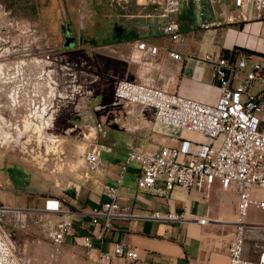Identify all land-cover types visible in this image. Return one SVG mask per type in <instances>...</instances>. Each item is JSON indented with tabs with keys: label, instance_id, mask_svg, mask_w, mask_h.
Wrapping results in <instances>:
<instances>
[{
	"label": "crops",
	"instance_id": "crops-1",
	"mask_svg": "<svg viewBox=\"0 0 264 264\" xmlns=\"http://www.w3.org/2000/svg\"><path fill=\"white\" fill-rule=\"evenodd\" d=\"M105 9L112 26L103 61L111 79L145 82L170 93L213 104L219 98V89L213 80V66L202 64L200 60L207 55L218 58L237 48L264 55V16L252 7L241 12L233 0H204L200 3L183 0L180 12L173 17L181 25L185 36L183 43L172 42L169 37L159 33L158 27L167 22L161 17L160 1L105 0ZM122 22L125 25H120ZM210 22L221 25L209 30L201 28L203 23ZM141 44L158 48L157 54L141 49ZM168 50L180 54L183 60L171 58ZM103 61L96 57L89 62L88 80L96 81L91 84L89 105L84 102L75 112L64 110L62 114L63 117L73 118L69 125H65L69 127V132L76 129L72 121L77 122L75 118H79L85 121V128L90 134L96 133V139L78 145L77 152H68L69 171L57 175L49 171H34L12 155L0 153V183L10 188V192L0 195V202L4 206L23 210L25 230L29 216L35 213L40 219V224L30 225L28 229L23 246L25 252H29V258L23 262L229 264L230 240L226 227L238 220L239 201L235 190H225L217 182L207 199L197 190L180 187L167 196L141 190L138 187L140 165L136 162L127 165L131 152L155 153L163 146H179L183 140L199 143L203 139L194 133L159 125L152 110L116 101L117 106L134 108L126 112L117 111L116 117L112 114L106 116V123H111L116 133L129 131L128 119L143 123L146 112L152 113V119L145 121L152 127V132L135 140L123 136L110 139L113 131L107 130V124L102 126L96 123L93 113L99 108L96 105L99 95L94 90L98 86V70H101ZM118 68L119 72L116 70ZM86 105L89 109H86ZM83 132L85 134L86 131ZM99 133L104 136L101 144L97 140ZM93 146L103 147L100 168L96 172L89 171L84 162L85 153ZM121 176L123 179L118 197L121 216L112 221L110 230L104 232V238L100 240L98 236L103 232L104 219H94L90 212L109 200L105 191L118 187ZM158 186H164V182L159 180ZM48 200L59 201L62 212H46ZM156 212L164 216L169 213L181 215L187 221L170 222L151 218ZM257 213L262 212L252 210L251 218H255ZM196 217H207L211 222L202 226L195 221ZM64 219L73 222L74 232L62 245L55 246L46 238V226ZM86 238L92 239L89 249L85 246ZM118 243L133 248L139 260L133 262L114 256V247ZM103 255H109L110 261L104 262Z\"/></svg>",
	"mask_w": 264,
	"mask_h": 264
},
{
	"label": "built area",
	"instance_id": "built-area-1",
	"mask_svg": "<svg viewBox=\"0 0 264 264\" xmlns=\"http://www.w3.org/2000/svg\"><path fill=\"white\" fill-rule=\"evenodd\" d=\"M159 1L161 17L167 20L158 27L159 33L172 42L183 43L185 36L181 25L173 19L180 12L183 0H155L156 3ZM202 1L193 0L195 3ZM233 1L241 12L252 7L264 16V0ZM220 25L203 23L201 28L209 30ZM6 43L0 32V86L9 88L4 92L8 105L0 107L8 110L10 119L0 115V130L11 136L14 133H48L54 127L57 112L67 102L87 93L96 81L78 79L83 72L63 62V56L55 53L54 49L35 47L22 50L2 46ZM140 48L152 54L158 52V48L147 47L146 44H141ZM168 54L171 58L183 60L175 51L168 50ZM200 63L213 66V80L219 89L216 103L197 101L145 82H116V103L152 110L159 125L209 139L208 143L183 140L179 146H163L155 153L131 152L127 165L138 163V187L158 196H167L180 187L197 190L207 199L217 182L225 190L233 188L239 205L238 220L233 223L229 245V264H264V223L249 220L252 210L264 213V55L235 50L218 58L207 55ZM28 104L32 110L24 109L31 111L28 115L41 126L31 122L20 128V120L15 119L17 107ZM102 148L93 146L85 153L84 162L89 171L96 172L100 168ZM122 179V176L118 179V187L106 189L109 200L90 212L92 218L104 219L103 232L98 236L100 240H103L104 232L110 230L112 221L121 216L118 197ZM159 180L164 182V186H158ZM45 210L48 213L62 212L59 201L55 200H48ZM17 213L24 214L21 209L0 206V264H25L4 225L12 214ZM151 218L187 221L184 216L173 213L164 216L156 212ZM18 219L25 227L24 215ZM195 221L202 226L211 222L207 217H196ZM73 227L70 219L50 222L46 226V238L53 245L60 246L73 235ZM85 246L88 249L92 247L91 238H86ZM114 256L133 262L139 260L133 248L121 243L115 244ZM110 259L109 255L102 257L104 262Z\"/></svg>",
	"mask_w": 264,
	"mask_h": 264
},
{
	"label": "rangeland",
	"instance_id": "rangeland-1",
	"mask_svg": "<svg viewBox=\"0 0 264 264\" xmlns=\"http://www.w3.org/2000/svg\"><path fill=\"white\" fill-rule=\"evenodd\" d=\"M107 15L105 0H0V32L3 34V39L5 38L7 42L2 46H14L22 50L35 47L54 49L56 50L55 53L63 56V62L71 66L72 69H79L83 72L78 79L88 82L90 60H94L96 57L98 60H104V49L107 48L108 44L106 41L112 26L108 22ZM123 24L122 22L120 25ZM67 31H70V36L76 40V47L65 48V33ZM100 66L102 68L100 67L101 70H98L99 76L96 83L98 86L94 90L99 95L98 103H96L99 108L93 113L96 115V123H101L104 126L108 123H106V116L109 114L116 117L117 111L126 112L134 108L130 106L125 109L123 108L124 106L120 107L115 104L114 87L118 80L111 79L107 75L104 61ZM116 70L120 71L119 68ZM8 89L5 86H0V105H8L4 95V92L8 91ZM91 89L89 88L84 95H79L67 102L57 112L54 127L48 133H14L11 136L9 133L0 130V153H4L7 156L12 155L19 163L34 171L42 173L49 171L54 175L62 174L65 170L69 171L71 167L68 165V152H77L78 145L88 144L93 139H96V133L92 135L91 132V135H89L88 129L85 128V121L79 118H75L77 122L72 121L76 129L74 128V131L69 132V127H65V125H69L73 118L63 117L62 114L64 110L68 112L73 110L75 112V110L81 108L79 106L84 102L89 105ZM17 108L15 119L20 120V128L31 122L41 126L39 122L28 115L31 111L27 112L28 109H24L31 108L30 110H32L30 104ZM86 109H89L87 105ZM142 109L144 110V108ZM142 109L140 110L142 111ZM20 113L25 115L20 117L18 115ZM145 114L147 115L144 116L145 120H143V123L137 119L126 120V123L129 124L127 126L129 131L124 130L116 133L115 127L111 123L107 124L105 126L107 130L113 131L110 139L123 136L135 140L136 137L142 136L149 131L152 132V127L146 123L152 119V113L146 112ZM0 115L10 120L8 119L9 112L5 107H0ZM123 121L125 120L123 119ZM83 131H86L85 134ZM103 137L102 134H98V143H103L101 142ZM200 137L203 140L199 143H206V140L209 142L208 138ZM9 190L10 188L5 186L4 183L3 185L0 183V195L4 196L10 192ZM2 204L0 202V206H4ZM18 217V215L12 214L4 225L12 234L20 258L25 261L29 258V252H25L23 246L28 237V229L30 225L40 224V219L39 215L35 213L29 216L27 229L25 230ZM249 220L264 223V214L257 213L255 218L250 216ZM226 230L228 231L226 235L229 236L231 241L232 232L234 231L233 224L228 225Z\"/></svg>",
	"mask_w": 264,
	"mask_h": 264
},
{
	"label": "water",
	"instance_id": "water-1",
	"mask_svg": "<svg viewBox=\"0 0 264 264\" xmlns=\"http://www.w3.org/2000/svg\"><path fill=\"white\" fill-rule=\"evenodd\" d=\"M65 34H66L65 44H64L65 48L76 47V44H77L76 40L70 36L71 34L70 31H67Z\"/></svg>",
	"mask_w": 264,
	"mask_h": 264
},
{
	"label": "trees",
	"instance_id": "trees-1",
	"mask_svg": "<svg viewBox=\"0 0 264 264\" xmlns=\"http://www.w3.org/2000/svg\"><path fill=\"white\" fill-rule=\"evenodd\" d=\"M236 50H239V51H245V52H247V53H251L250 51H248V50H246V49H240V48H237ZM226 53H228V52H226Z\"/></svg>",
	"mask_w": 264,
	"mask_h": 264
},
{
	"label": "bare ground",
	"instance_id": "bare-ground-1",
	"mask_svg": "<svg viewBox=\"0 0 264 264\" xmlns=\"http://www.w3.org/2000/svg\"><path fill=\"white\" fill-rule=\"evenodd\" d=\"M17 215L20 217V215H23L22 213H17Z\"/></svg>",
	"mask_w": 264,
	"mask_h": 264
}]
</instances>
